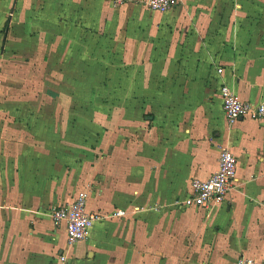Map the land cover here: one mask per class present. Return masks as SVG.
<instances>
[{"label": "crops", "instance_id": "crops-1", "mask_svg": "<svg viewBox=\"0 0 264 264\" xmlns=\"http://www.w3.org/2000/svg\"><path fill=\"white\" fill-rule=\"evenodd\" d=\"M146 1L0 0V149L33 160L0 211L7 264L264 260V120L230 123L220 94L226 83L264 101V0H177L164 14ZM39 71L40 100L6 78ZM222 149L238 160L226 201L180 209ZM82 191L108 217L86 239L69 244L65 224L42 220L22 232ZM118 209L130 213L110 218Z\"/></svg>", "mask_w": 264, "mask_h": 264}, {"label": "built area", "instance_id": "built-area-1", "mask_svg": "<svg viewBox=\"0 0 264 264\" xmlns=\"http://www.w3.org/2000/svg\"><path fill=\"white\" fill-rule=\"evenodd\" d=\"M177 0H147V6L152 12L160 14L170 11ZM218 72L223 73L219 68ZM223 110L227 120L234 123L240 119L264 120V101L253 105L241 100L232 88L223 83L220 88ZM237 157L228 149H222L219 159V169L207 179L192 178L191 191L185 197H179L178 207L182 210L189 208L211 209L222 205L236 181ZM88 192H80L74 201L68 205H56L51 209V216L58 225L65 224L67 241L75 244L87 238L90 229L95 223L101 221L106 215L100 211H88ZM139 210V208H136ZM128 210L118 209L112 212L110 218H124L129 215ZM67 262L64 255L61 256ZM236 264H264V260L258 261L246 257L240 258Z\"/></svg>", "mask_w": 264, "mask_h": 264}, {"label": "rangeland", "instance_id": "rangeland-1", "mask_svg": "<svg viewBox=\"0 0 264 264\" xmlns=\"http://www.w3.org/2000/svg\"><path fill=\"white\" fill-rule=\"evenodd\" d=\"M40 70V69H39ZM29 77H21L20 79L17 77L16 73H10L9 75L6 76V78L9 77V81L12 82H17V84L20 85V87H23L24 85H29V83H31V85L35 88L34 91L32 90L31 92H34V94H37L36 98H38L39 100L41 99V92H40V87L41 84L39 82V76H41L40 71L37 72L36 74H28ZM33 80V81H32ZM10 84V83H9ZM3 87V85H1ZM1 91V88H0ZM23 91V90H20ZM25 91V90H24ZM27 92V91H25ZM23 95V92H21ZM28 93V92H27ZM25 94V93H24ZM28 93L27 96H30ZM84 97L86 96L85 94H83ZM98 97H100L99 99H102V92L99 91L97 94ZM99 101V100H98ZM85 106H83L84 108ZM38 108L39 106L31 108L30 112L32 113V115L35 114H39L38 112ZM55 108V107H51ZM101 112L98 111V115L100 116ZM41 117L40 115L36 116V119L31 121L30 124H28L29 128H31L32 130L34 129H39L41 128ZM37 120V121H36ZM98 120L102 121L101 117H98ZM36 121V122H35ZM35 122V123H34ZM34 123V124H33ZM17 124V123H14ZM95 125H97V123H95ZM15 128H22L19 125H16ZM26 128V125H24V129ZM22 147H19V149H9L6 151L1 150L0 149V211L2 210V205L5 206L7 205L8 198L14 197L15 194H17V190L19 191L20 186L23 185V176H22V170H23V166L25 161L30 162V160H26V155L23 151H21ZM33 160H31L32 162ZM30 162V163H31ZM10 165H16V167L20 168V170H12V169H7ZM34 167H36L34 165ZM12 173V176H8L7 173ZM21 173V175H20ZM20 175V176H19ZM88 207H90V201L88 202ZM7 210V209H6ZM43 211H45V209H43ZM0 244H3L4 242H6V238H7V219L6 217H2L0 216ZM42 220L43 222V226H51L52 222H54V220L51 218V216H49L47 213L45 216H37L35 218H32L30 220H28L27 223H25V228L27 229H22V232L25 231H29L30 229L28 228H34L36 224H38V222H40ZM55 223V222H54ZM55 226L58 224L55 223ZM61 228H64V225L61 226ZM44 229V228H43ZM21 232V233H22ZM4 248H1L0 246V264H7L5 261V256H4Z\"/></svg>", "mask_w": 264, "mask_h": 264}]
</instances>
